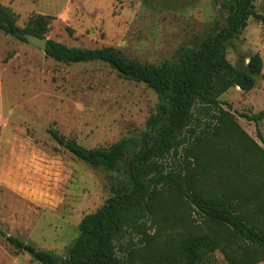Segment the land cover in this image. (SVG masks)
Wrapping results in <instances>:
<instances>
[{
	"label": "rangeland",
	"instance_id": "1",
	"mask_svg": "<svg viewBox=\"0 0 264 264\" xmlns=\"http://www.w3.org/2000/svg\"><path fill=\"white\" fill-rule=\"evenodd\" d=\"M223 1L0 0V6L21 29L36 17L46 18V40L68 48H111L125 60L159 66L175 61L181 50L198 48L215 21L224 23ZM253 5L264 17V0ZM255 54L262 70L254 88L247 93L231 88L219 101L264 152L257 136L264 140V120L256 127L245 118L264 111V24L250 18L228 44L226 60L241 69ZM156 107L151 90L122 79L106 64L57 63L0 33V264H36L6 237L46 251L61 264L78 236L79 221L119 186L115 175L92 169L60 148L48 130L86 149L107 148L138 137ZM216 182L210 178L206 189L216 191ZM192 218L203 230L198 217ZM122 242L115 241V247ZM210 263L226 264L219 252Z\"/></svg>",
	"mask_w": 264,
	"mask_h": 264
},
{
	"label": "trees",
	"instance_id": "2",
	"mask_svg": "<svg viewBox=\"0 0 264 264\" xmlns=\"http://www.w3.org/2000/svg\"><path fill=\"white\" fill-rule=\"evenodd\" d=\"M253 3L224 0V23L215 21L198 48L181 50L175 61L159 66L125 60L111 48H68L47 41L44 54L53 61L101 62L122 79L143 84L157 99L138 137L107 148L86 149L48 130L60 148L92 169L115 175L119 185L79 221L78 236L61 264H211L215 252L226 264L264 262V152L219 101L234 87L250 92L261 75L257 54L241 69L226 60L228 44L250 18L264 24ZM15 23L0 6V33L24 43L23 35L44 38L46 18L36 17L23 29ZM245 118L257 127L264 111ZM167 158L179 161L172 166ZM212 177L216 191L205 187ZM6 241L36 264H58L46 251L12 237Z\"/></svg>",
	"mask_w": 264,
	"mask_h": 264
},
{
	"label": "water",
	"instance_id": "3",
	"mask_svg": "<svg viewBox=\"0 0 264 264\" xmlns=\"http://www.w3.org/2000/svg\"><path fill=\"white\" fill-rule=\"evenodd\" d=\"M23 38L25 39L26 43L32 45L33 47H36L40 49L42 52H45L47 41L45 38H38L33 35H23ZM248 63V60L245 62ZM237 89H239L237 87Z\"/></svg>",
	"mask_w": 264,
	"mask_h": 264
}]
</instances>
